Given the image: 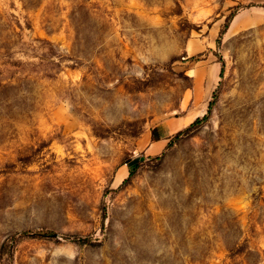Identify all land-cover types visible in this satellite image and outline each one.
Masks as SVG:
<instances>
[{
	"label": "rangeland",
	"instance_id": "rangeland-1",
	"mask_svg": "<svg viewBox=\"0 0 264 264\" xmlns=\"http://www.w3.org/2000/svg\"><path fill=\"white\" fill-rule=\"evenodd\" d=\"M0 264H264V0H0Z\"/></svg>",
	"mask_w": 264,
	"mask_h": 264
}]
</instances>
